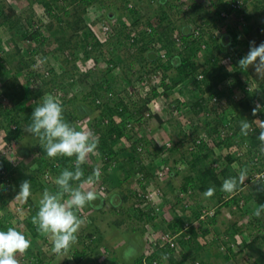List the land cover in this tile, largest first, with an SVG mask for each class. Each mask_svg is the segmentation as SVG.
<instances>
[{
  "label": "trees",
  "instance_id": "obj_1",
  "mask_svg": "<svg viewBox=\"0 0 264 264\" xmlns=\"http://www.w3.org/2000/svg\"><path fill=\"white\" fill-rule=\"evenodd\" d=\"M28 1L29 5L26 6V11L23 8L22 11H18L19 1L6 0L7 3H0V25L13 30L17 28V32H15L17 38H14L13 33L11 40L3 41L0 44V50L2 51L0 60L7 57L6 50L3 47L8 46L9 43L12 44L15 51L12 57L16 58L13 63L10 61L11 69H6L2 73L4 76L0 83V115H3V121H0V125L6 126V124L13 123L16 128L13 139L17 142H22L24 139L28 152L30 151L28 160L20 159L16 163L12 159L11 153L4 154L0 151V231H7L9 227H16L13 223V219H15L17 223L23 222L26 225L32 237L39 235L41 232H38L36 226L32 223V218L39 208V199L31 195L26 201L22 198H16L20 184L25 180L30 181L31 193L37 186L55 192L57 190L55 189L56 186H50L49 180H45L46 171H50L52 178H56L58 173H61L65 168L71 169L73 167L74 157L57 156L50 158L46 156L44 148L40 147V140L25 131L24 126L31 123L32 112L42 102L43 95L50 94L56 98L63 107V119L70 125L75 126L77 130L87 131V129H82L81 124L85 122L89 124L90 132H93L98 140L96 151L105 156L106 159L100 166L104 174H108L106 172L112 169L110 163L113 160H117L118 164L123 167L129 163L130 166L122 174L124 181H131L133 174L140 170H145L144 176L148 177L152 171L151 169L158 165L159 159L164 158L161 156L162 153L168 154L164 158L166 160L173 153L178 152V147L173 142L169 146L159 144L157 139L149 140L147 142H150L151 149L148 150L152 154V158L149 163L144 164L136 158L138 152L134 145L133 147L128 146L129 148L114 149L115 143L122 136L127 135L124 129L125 120H129L133 115H138L135 120L140 124L144 121L154 120L157 121L156 126H160L159 123L162 122L160 115L157 113H153L151 116L144 114L147 103L152 97L160 94L167 99V92L171 91L172 93L173 89L176 88L187 95V100L184 101L181 97L175 95L176 97L166 101L169 106L172 102L178 107L186 106L185 104L189 103L190 111L198 116L201 111L208 114L211 110L210 104L221 105L227 102L230 103L228 111L231 110L234 120L241 119L253 122L257 119L264 121V115H252V109L257 105L256 101L252 99L254 96H259L260 103H262L259 111L264 109V79L259 78L251 67L241 69L238 65L239 59L247 54L248 51L245 47H249L250 41H255L257 45L264 42V19L258 24L259 31L255 32L254 27L258 22L252 21L251 16L257 15L259 12L246 13L247 1L230 18H226L221 14L222 10L227 9L224 0H181V2L176 0H136L132 8H127L129 0H40V11H37L35 7V1L38 0ZM116 2L119 3L116 5ZM261 2L264 3V0H261ZM149 3L151 6L157 7V18L144 21L146 28L149 27L150 29L139 32L142 39V44L139 46H136L133 41L131 43L126 41L134 35V29H130L133 24L129 27L119 17L109 22L105 21V15L109 12H115L116 15L130 10L132 13H138L141 4L148 5ZM165 4H168L170 9L175 8L176 17L174 19H171ZM79 6L82 8L80 9ZM90 10L98 13V21L109 25L108 30L97 33L98 31L87 24ZM236 15H241V17L238 18ZM225 19L231 20V24L223 28V26H226L223 24ZM95 20L96 18L93 16V23H95ZM136 21L133 20L132 22L136 23ZM241 23L247 24L251 30L249 34L244 36L240 29ZM44 30L50 33L51 39L57 44L49 51L43 47L44 42L48 40V35L45 34ZM100 30L101 27H99ZM175 33H180L182 44L181 50L177 52L170 49L171 46L175 45V40L173 41ZM19 39L25 42L26 45L18 43L17 40ZM75 39L77 40L74 42ZM31 41L35 42V47L29 45ZM23 46H30L31 57L29 59H24L23 54L20 53ZM78 49H82L85 59L89 56L93 58V65L88 66L84 71L78 67L79 65L76 62L79 58ZM54 50L60 53L61 65L58 63L57 66L51 65L50 68L45 69V66L41 65L38 59L35 60L33 56L35 53L42 52L39 54L42 60H46L47 57L45 56L48 55V52H54ZM163 50H165L167 59L161 57ZM197 50H203L204 54L207 53L205 56L207 62L196 60L195 51ZM51 55L53 56V53ZM51 55L49 61L52 64ZM101 55L105 57L107 55L106 58L103 57L106 64H108V68L105 67L106 69L94 66L96 63H100ZM114 68H118L116 72ZM23 69L29 72L24 83L21 81L22 79H19V72ZM47 69L48 72L46 73ZM149 71H161L162 91H158L156 85L152 84L151 89L145 96H141L139 100H130L129 98L133 95L129 93L128 87L135 80L144 78ZM32 80L35 82L32 83ZM251 83L258 86L259 89H257L260 93L250 92L248 85ZM109 92L111 93L109 94ZM214 96L217 98L216 102L213 100ZM81 103L87 108L85 109V111H88L87 113L77 112V105ZM226 111L224 112L226 113ZM92 113L96 114L91 115ZM86 117L87 120H84ZM201 120L204 121V119ZM215 121L211 125L205 121L202 125L203 130H214L219 123L218 119H215ZM176 123V126L180 125L178 120ZM255 123L253 122V124ZM199 128L200 126H196L190 132L180 129L179 135L181 137L178 143L181 142L184 146L180 156L186 162L185 169L182 170L186 173V177L183 178L179 189L188 191L189 187L195 186L199 192L204 193L208 188L214 187L215 193L209 198L215 199L216 210L213 214L208 212L210 208L215 207L211 203H204L206 199L200 202V204H203V208L202 205L200 206L201 210L194 208L191 204L185 206V203L181 202L180 207H189L190 214L188 217L194 220L198 218L200 211L207 210L208 227L202 228L200 225L190 224L179 239L181 246L179 252H176L173 258L170 255V264H181L183 262L186 264H207L209 255L221 256L226 260H235L239 254H242L238 248H244L249 243L257 245L261 243V239L264 240V234L261 237H258V233L252 236V232L255 229L258 230V226L243 218L245 212L242 205L239 204L237 208L242 210V214L237 212L233 216L234 218L229 219L226 229L224 228V235L218 237L219 230L218 228L214 230V228L219 222L220 205L232 207L234 203H238V198L234 196L225 200L221 197L223 195L220 190L221 185L224 179L237 176V166L233 167L232 165L234 159L232 154L227 156L228 161L226 164L221 163L218 165L220 157L215 156L212 158L210 153L204 150L207 147V142L202 136L203 133L198 134ZM22 131L25 133L23 137H21ZM238 131H240V127H235L234 132ZM254 131V134L251 131L247 136L241 135L242 140L248 141L246 146L248 153H250L251 148L257 149L259 147L260 149L257 126H254ZM221 141L227 145L231 144L232 141L233 144L238 143L243 146L242 142L233 141L231 135ZM38 142L40 145L37 146ZM144 142L146 141L144 140ZM37 151L41 155H35ZM259 155L261 160H258L260 161L256 162L255 159L254 163L251 160H248L247 164L245 163V167L248 170L251 168V172L264 168V155L261 152H259ZM248 158L252 159L251 157ZM34 161H38V163ZM93 162L87 161L82 165L86 177L91 175L94 168L98 167ZM248 164L249 167H247ZM103 182L105 188H110L105 180ZM240 187L241 185H238V189ZM255 193L257 198L252 201L251 194L245 196L247 206H250V203L254 201L263 204L264 192L255 190L253 194ZM126 196L124 194V197ZM202 198L203 196H201ZM9 202H12L13 205L27 207L26 215L17 218L16 212H9ZM77 214L79 215V212ZM144 214L148 217L147 220L145 219L146 222H152L155 226H162L160 225L163 222L162 219L166 220L161 218L159 223L153 220L154 216L149 211ZM185 222L186 217L174 215L172 220L166 224V228L170 231L180 230ZM209 229L214 231L207 235ZM79 235L83 238L82 233ZM87 235L94 242L93 246L89 247L87 240L85 242L82 240L84 245L81 249L73 248L71 254L76 263L81 262L80 259L83 256L91 257L92 253L99 247V238L97 237L96 240L98 241L96 242L95 237H92L93 234ZM240 238H243L242 242H239ZM256 241H260V243ZM213 244L220 245L222 249L218 246L216 251L211 252L208 249L207 254L203 252L204 248H211ZM235 245H237V249H235ZM37 252L33 251L31 247L25 252V256L31 258L28 261L29 264H38L35 263L38 261L41 264H49L48 262L51 259L47 258L46 255L42 256L41 252H39L40 254ZM107 252L106 249L98 260L94 257L96 259L94 264H102L103 260L111 264L109 261L111 259L106 257ZM36 255H40V259ZM243 256L244 260H251L250 264L251 262L257 264L258 257L251 259L247 253H243ZM68 262L69 260L64 258L61 263L68 264ZM130 264H141L139 257Z\"/></svg>",
  "mask_w": 264,
  "mask_h": 264
},
{
  "label": "rangeland",
  "instance_id": "obj_2",
  "mask_svg": "<svg viewBox=\"0 0 264 264\" xmlns=\"http://www.w3.org/2000/svg\"><path fill=\"white\" fill-rule=\"evenodd\" d=\"M15 1H19V4L17 6L18 11H22V8L25 9L24 11L27 10L26 8L29 5L28 0H15ZM176 1L181 2V0H176ZM246 1H247L246 2L247 3V9H246L247 12L246 13H249V14L250 13H256V12L260 13V14L258 13L257 15L254 14L253 16H251L252 21L254 20V21L258 22L257 25L254 27V30H256L255 32H257L260 29L258 24L260 22H262L264 19V3L261 2V0H246ZM135 2H136V0H129L127 2V5H128V3H132L133 5H135ZM0 3H7V2H6V0L5 1L0 0ZM118 3L116 2V5ZM73 4H76V3H73ZM40 6H41L40 0L35 1V7H36L37 11L41 10V9H39ZM79 7H80V9L82 8L81 6H79ZM156 8L157 7L156 6L154 7V5L151 6L150 3L148 5L141 4V6L138 10V13H132L130 10L129 12L125 11L123 13L120 12V14L117 13V15H118L117 17L122 19L123 22L125 23V25H127V26L132 23V20H134V21L137 20L136 23L133 22V24H136L137 26L139 24L138 22H141V21H142L141 24L144 25L145 24L144 21H147V20L152 19V18H157ZM165 8L168 9L171 19L172 18L174 19L176 17L175 12H174L175 8L173 7L172 9H170L168 4H165ZM89 14H88L89 19H87V24H90L95 29V31H98L97 33H99V32L102 33V30L99 31V25H101V24L97 18L98 13H96L93 10L92 11L90 10ZM93 16L97 20V21L95 20V23H93ZM134 16H136V17H134ZM240 17H241V15H240ZM240 17H238V18H240ZM91 19H92V22H91ZM138 19H140V20L138 21ZM239 20H241V19H239ZM223 24L226 25V26H223V28H225V27H227V25L229 26L231 24V20L225 19V21H223ZM134 28H136V27H134ZM240 29L244 33V36H245V34H249L251 32V30L248 28L247 24H245V23L240 24ZM15 32H17V28H14V30H13V29L6 28V26H4V25H0V44L3 41L11 40V37L13 35H14V38H17ZM243 33H241V34H243ZM45 34L48 35V40H46L44 42L43 47L47 48V50L49 51L51 48L55 47L57 44L53 41V39H51L52 37L47 30L45 31ZM76 38H77V36H76ZM76 40L77 39H75L74 42ZM17 41H18V43L20 42V43H23L24 45H26L25 42L21 41V39H19ZM126 41H127V43L130 42L129 39L128 40L126 39ZM173 41H174V38H173ZM47 42H49V43H47ZM133 42L135 43L136 46L141 45L142 44L141 36ZM39 44H40V42L38 43V45ZM29 45L31 47L36 46L35 42H32V41L30 42ZM30 46L21 47L20 53L24 54V56H23L24 59H29V57H31V52L29 51ZM157 47H158V45H157ZM6 48H5V46L3 47V49L6 50V56L8 59V57H10V55H7L9 49L7 46H6ZM181 48H182V44H181V42H178V41H175V45L170 47V49H173L172 50L173 52H177L178 50H181ZM245 48L247 51H249V47H245ZM157 49H159V48H157ZM163 51H165V50H163ZM1 52L2 51L0 50V54H1ZM11 52L14 54L15 53L14 49L11 50ZM39 53H42V52L35 53L33 56H34L35 60L38 59V61H40L41 65L45 66V69L47 67H51V65L57 66V64L60 63V58H59L60 53L57 50L54 53L52 52L53 56L51 55V53L50 54L48 53V55L45 56V57H47L46 60H42V57ZM206 54H204L203 50H197V51H195V58H197L196 59L197 61L201 60L202 62H207V59L205 57ZM50 55L52 56V64L49 61ZM78 57H80V58H78V61H76V62L79 65L78 67L81 68V70L84 71L85 69L88 68V66L93 65L92 56H89L87 59H85L82 49L79 50ZM7 59L2 58V60H0V83H1V79L4 76V74H2V73L5 72L6 69L7 70L11 69V66H10L11 62ZM13 59H15L14 61H16V58H13ZM10 60L12 61V58H10ZM60 65H61V63H60ZM99 66L102 67L101 69H103V67L108 68L107 67L108 64H106L105 66H103V65H99ZM117 69L118 68H114V71L116 72ZM28 74H29V72L27 70H24V69L21 70L19 72V79H22L21 81L23 83L26 82V77ZM33 81L34 80H32V83H33ZM152 84L153 83L146 84L148 86L143 89L142 94L139 91H136L137 93L131 94L133 96L129 99L133 100V101L139 100L141 96H145L147 94V92L151 89ZM30 86H31V84H30ZM27 89H28V84H27ZM257 92H259V90H257L255 93L257 94ZM110 93L111 92H109V94ZM167 93H168L167 99L164 96H161L160 94L158 96L152 97V99H150L148 101L147 108L144 111V114L149 113V116H151V114H153V113H157L158 115H160V118L162 120L161 124L159 123L160 126H158V125L156 126L157 121L152 122V120L149 122L144 121L142 124H140L139 122H136V120H135L136 118H138L137 117L138 115H133L132 118H129V120H125V124H127V123L130 124L129 127H127V130H128L127 135L122 136L114 145L115 150H119L120 148H127L128 146L133 147V145H134L136 147V151L138 152L136 158L140 159V163L146 164V163H149V161H151V158H152V154L149 153V150H148V149H151V145H150V142L148 143L147 141L156 139V136H157V137H160V139L157 138V140L159 141V144H162V142H161L162 140L168 139L170 141V143L173 142L174 145H176V147H178V150H177L178 152L173 153V155L169 158L170 160H172L173 166H172V170L170 171V173L166 174L167 176L165 174H164L165 175L164 177H163V175L156 176L157 170H156V166H155L154 168L151 169L152 171H151L150 175L149 176L146 175L148 177L144 176L145 170L144 171L140 170L139 172L136 171L133 174L131 181H124L122 174L125 172L126 168L130 166L129 163L123 167V166L119 165L117 160H116L117 163L114 166H115V168H117V170L114 169L112 174H104L102 172V168H100V166H102L103 162L106 160L105 156L99 154L95 150V152L92 154H89V156L87 158V161H90V162L94 161L95 165H97L101 169L102 176H101V179L99 182H101L103 184L104 183L103 181L105 180L106 184L108 185V187H110L109 189L112 192H110V191L108 192V189H107V192H105L107 194H104V192H99V198L88 204L90 206L88 208H90L91 210H89V214L87 213V215H90V213H91V215H92L91 218H94V220L92 219V221L90 223H84V225H82V227L80 228V230L78 232V238L80 240H84V242H85V240H87L89 247H92L94 242L91 241V237L87 234L91 233L93 235H96V238H94L95 240L97 239V237L101 238V241L99 242V246H102L103 248L108 250L106 257L111 259V260H109L111 264H116L115 262L119 261V259H120L119 257H121L122 253L125 252L127 249L132 248L136 251V245L133 241H131V243H129L128 244L129 246L127 247V244H121L120 240L121 239L126 240L127 235H125V234H127V232H126L127 229H129V231L132 229H135V230L140 229V231H142V229H145L143 223L146 222L148 217L144 213L149 211L154 216L153 220L158 221L159 223L161 222L160 221L161 218L166 219V220L162 219L163 222L160 223V225H162V226H158V225L155 226L152 224V222L150 223V225L157 231L161 230L160 227H166L165 223H167V221H169V220L171 221V219L173 218L174 215H177L179 217H181L183 215L182 207H180L181 202L177 203L180 199L178 198V200L176 201L175 196H174V190L181 185V183L183 182V178L186 177V173L182 171L185 169V165H186L185 163L186 162L180 156V152H182L184 146H183V144H181V142L178 143V140L181 137V135H179L180 129H183V130L185 129V131L190 132L194 129V127L200 126V128L198 130V134L199 133L204 134L206 131L203 130L204 128H202V125H204L205 121L207 124L211 125L214 122H216L215 119H218L219 124H220V120L221 121L226 120V117L228 119V115L231 114L228 111V105L230 103L226 102V104L222 103L221 105L220 104H218V105L217 104H210L211 110L209 111L208 114H206V112L201 111V112H199V115L196 116L195 114H193L190 111L188 102H187L188 104H185L186 106L182 105L180 107H178L173 102H172L171 106L167 105L166 101L176 97L175 95L181 97V99L185 101V99L187 98L186 94L181 93L176 88L173 89L172 93H171V91L167 92ZM233 97H235V96H233ZM255 97L256 96H254L252 98L253 101H255ZM257 99L259 100V96L257 97ZM77 109H78L77 112L78 111H80L81 113H84V112L87 113L88 112V111H85V109H87V108L82 103L77 105ZM226 109H227V112L225 113L224 111H226ZM224 113L226 114V116ZM94 114H96V113H92L91 115H94ZM2 119H3V115H0V121H3ZM201 119H204V121L202 122ZM84 120H87V117L84 118ZM177 120H178V124H180V125L176 126ZM241 121H242L241 119H239V120L235 119L233 121V124L232 125L230 124V126L233 128L240 127ZM253 121H255V120H253ZM13 125H14L13 123L6 124V126L0 125V151H1V153H4V154H7V152H8V154L11 153L12 154L11 157L16 163V161L19 162L20 159H24V160L27 159L28 160L30 151L28 152L26 150L27 145L24 143V139L22 142H17L15 139H13L14 134H15V129H16V128L12 127ZM88 125L89 124H87V122H85L84 124H81V126L83 127L82 129H87V131H91V129H90V127H88ZM254 126H257V125L253 124V128H252V130H250L249 133H251V131H252V133L254 134V132H255ZM24 127L26 129L27 126H24ZM132 129L136 133V139L131 137ZM155 134H156V136H154ZM23 135H25V133H23V131H22L21 137H23ZM144 140L146 142H144ZM19 141H21V140H19ZM137 141H138V143H137ZM230 143L231 144H229V145L224 144V143L222 145L220 143H215V145H216L215 146L212 144L210 145L207 142L206 146L207 147L209 146V147L204 148V150L209 152L212 158H214L215 156L220 157L221 161L220 160L218 161L220 164L221 163L226 164V162L228 161L227 156L230 154L234 155V153H235V150H232L233 149L232 146H234L232 141ZM38 145H40L39 142L37 143V146ZM185 146H186V143H185ZM40 147L43 148V146H40ZM228 148H230V150H227ZM37 153H38V155L39 154L41 155V153L39 151L35 152V154H37ZM162 155H164V154L162 153ZM167 155L168 154L166 153L164 157H166ZM46 156H47V154H46ZM92 157H94L93 160H92ZM248 157L252 158V156L245 155V158L242 160V164H244V166H245V163L246 164L248 163L247 162L248 160H251L254 163L253 158L250 159ZM136 158H135V161H136ZM258 161H260V160H258V158H257L256 162H258ZM119 163H120V161H119ZM247 167H249V164ZM119 169H120V171H119ZM135 175H137V176L134 177ZM231 177H234V176H231ZM52 181H53V179H52ZM99 182H98V184H99ZM52 184H54V183H52ZM252 184L253 183H250V184H248V186H243L241 189L238 190L237 193L242 195L240 197H242L244 199L245 196H247L248 194H251L252 195L251 201L253 199L257 198L256 193L253 194V192L257 189L254 186H252ZM103 185L105 186V183ZM84 187L85 188L91 187L92 190H94V191L97 190V188H95L96 184L94 186L85 185ZM37 188H38V186L35 188V190H33V193L35 194V196L37 198H40L41 196L38 195L39 191H36ZM152 189L155 190V193L153 194L152 199L151 200L150 199H145V200L142 199L143 198L142 194H146V193L150 192ZM189 189L191 190V192L189 193V195L185 194L184 197H186V195L188 196V202H190V204L194 208L201 210L200 206L202 205V208H203V204H200V202L203 199H206V200H204V203L205 202L207 204L211 203V205L215 204L214 198H212V199H210L209 197L205 198L202 195L203 193L199 192L195 186H191V187H189ZM43 191H44V189H43ZM40 192H41V190H40ZM222 193H223V195H221L222 198H224L226 195L229 196V194H226L224 192H222ZM124 194H126L127 196L124 197ZM31 196L34 197V195L32 193H31ZM201 196H203L202 199H201ZM237 198H239V196ZM14 206L15 205H13L12 202H9V205H8L9 212H12V213L14 212ZM161 206L163 209L164 208L168 209V211L170 209H172L174 212V214L172 213V217L170 216L171 212L170 213L167 212V213L160 216L158 214V212L161 211V208H160ZM232 208L234 209L235 214H237V212L238 213L242 212V210L238 209L237 206L235 207L233 205ZM85 209H86V206L84 207V210ZM210 210L212 211V208H210L208 211H210ZM243 210H245V209L243 208ZM92 211H94V213ZM24 214H26V213L24 212V213H21L20 215L22 216ZM219 214H220L219 219H218L219 222L217 223V226L215 225L219 230L217 233L218 237L224 235L225 229H226L227 224H228V219H229L227 216L226 210L225 211L220 210ZM252 216L254 217L255 215L252 214ZM16 217L20 218V216H18V215H16ZM243 218L246 219V215L243 214ZM255 218L256 219L258 218L255 221H258L261 219V218L259 219V217H256V216H255ZM13 220H14L13 221L14 225H16V227H14V228H16L18 231H20L23 235H25V237L30 241L31 235L29 234V231H28L26 225L23 222L17 223L15 221V219H13ZM145 225H148V224L145 223ZM256 232L257 231L254 230L252 232V234L253 233L255 234ZM81 233L83 234V238H81L82 236L79 235ZM261 234L259 235V237H261ZM261 240L263 241V239H261ZM118 242H120L119 245L117 244ZM50 243H51L50 237L47 234H45L44 240L42 242V246L43 247H49L50 246V248H52V244H50ZM218 246L221 247L220 245H217V244L214 245L213 244V246L211 248H208V247L204 248L203 252L207 254L208 249H210L209 251H211V252L216 251ZM103 248H101L100 250H102ZM34 249L37 250L38 248L34 247ZM221 249H222V247H221ZM235 249H237V248H235ZM96 250H98V247L96 248ZM37 251L39 252V250H37ZM162 251H164V252H161V255H162L161 264H166V263L170 264V260H169L170 255L173 258L172 252L168 253V249H167V251H165V249H163ZM258 251H259V249L255 250V257L256 258L258 257V253H259ZM40 252H41V250H40ZM136 252H135V254H136ZM63 255H65V254H63ZM101 255H102V253H101ZM62 257H64V256H62ZM91 257H93V255ZM241 257H236L235 260L234 259L230 260L229 264H233V263L234 264H250L251 260L250 261H248L246 259L244 260V256H243V258H241ZM61 258H59V259H61ZM89 259H90V257H87L86 260H84V262H87V264L91 263V262H89ZM207 259H208L207 264H216L217 262L224 264L223 263L224 258L221 256L215 257L213 255H209L207 257ZM74 262H71V264H77L75 260H74ZM95 262H96V260H94V263ZM184 264H186V263H184ZM225 264H228V263L226 262ZM251 264H253V263L251 262Z\"/></svg>",
  "mask_w": 264,
  "mask_h": 264
},
{
  "label": "clouds",
  "instance_id": "obj_3",
  "mask_svg": "<svg viewBox=\"0 0 264 264\" xmlns=\"http://www.w3.org/2000/svg\"><path fill=\"white\" fill-rule=\"evenodd\" d=\"M127 8H129L128 5ZM109 13L105 15V21L109 22L117 19L116 14L113 13L112 15L109 16ZM100 24L102 25L103 23L100 22ZM131 24H133V22ZM101 25H99V27H101ZM130 25L128 26L130 27ZM145 25L146 23L144 25L139 23L138 26L136 24L131 25L130 29H134L133 30L134 35L132 36L133 40L129 39L130 43L140 37L139 32L141 30L146 29L147 31ZM79 50L80 49H78V51ZM104 55H101L102 59L99 61L100 63L95 62L96 64L94 66L99 67L101 63L103 66L106 65L105 58L107 57V55L106 57ZM238 65L241 69H248L251 67L259 78L264 79V42H261L259 45H257L255 41H250L249 51L245 56L239 59ZM48 69L45 71L46 73L48 72ZM257 97L258 96L255 97V101H259L260 103L261 100L260 98L258 100ZM41 101L42 102L34 108L30 118L31 123L26 127L25 131L29 135H33L40 140L41 146H43L48 157L54 158L57 156H66L70 158L71 157L75 158L73 161V167L71 169L65 168L55 178L54 184L57 190L55 192H50L47 189L43 191L42 197L39 200L38 211L36 215L33 216L32 218V223L33 225L36 226L37 231L47 234L50 237L52 244V248H51L52 253L59 255L66 252L73 244L77 242V238H78L77 234L80 228L82 227V225H84V223H90L89 217L85 213V210H83L82 208H84L87 204L97 200L99 198V192H104V194H107L105 193L107 192V189L108 192L109 191L112 192V191L109 188H105V191H99L97 186L95 187L97 188L96 191L92 190L91 187L88 188L84 187L85 185L94 186L95 184L96 185L102 184L101 182H99L102 176L99 167L94 168L91 175H88L86 178L82 169V165L87 162V158L89 154L94 153L98 147V140L95 138V135L90 131L77 130L75 126L65 122L62 115L63 107L52 95L50 94L43 95ZM261 104L262 103H260V105L257 104L252 109L253 116L255 115L258 116V113L260 114V116L264 115V110L263 112L259 111L262 107ZM145 115H149V113H146ZM233 119H234L233 114H230L228 115V119L221 121L220 124L219 123L217 124V126L222 125L224 126V128H227L229 131H231V134H228L223 138H220L219 135H217L216 137L214 136V143H220L222 145L223 142L221 140L231 135L233 141L242 142L243 144V146H240V144L234 143L233 144L234 146H232L233 147L232 150H235V148L241 149L243 151V155L242 157L240 156L238 157L236 153H234L233 155L234 159L232 165L233 167L237 166L236 167L237 176L224 179L220 190L226 194H229V196L226 195L223 198L224 200L229 197L234 196L237 198L239 196L238 203H235L233 205L235 207L238 204L242 205V209L243 208L245 209L244 211L246 215V220L247 221L250 220L252 224L256 225L257 223H260L261 225L262 222H264V204H260L254 201L250 203V206L249 205L247 206L245 198L243 199L242 197H240L242 195L238 194L237 192L239 190L238 185H241L240 187L241 189L243 186H248V184H250V183L244 184L245 181L248 179V174L252 173L251 168L248 170L244 166V164H242V160L245 158V155L252 156L253 160H255L254 159V155H255L257 160V158L260 159L259 152H261L262 155L264 154V121L261 120L253 121V122H257V128L259 130V135L257 138L259 141L258 146H260V149L259 147L257 149L251 148L250 153H248L246 151V146L248 144V141L242 140L241 135L247 136L249 134V131L252 130L253 122L242 120L240 124V131L235 133L234 132L235 128L230 126V124L231 125L233 124L234 121ZM152 122H154V120H152ZM225 123L227 124L225 125ZM124 129L126 130V132H128L126 128ZM154 136H156V134ZM131 137L136 139V133L135 131H133V129L131 131ZM157 138L160 139V137L156 136V139ZM165 140L168 139L162 140L161 141L162 144H166ZM171 145L172 144L170 143L169 146ZM227 150H230V148H228ZM161 156L164 157L165 154L164 155L161 154ZM35 163H38V161ZM116 163H117L116 160H113L110 163L111 164L110 168L113 169ZM171 170L172 167L167 173L169 174ZM165 175H163V177ZM136 176L137 175H135L134 177ZM52 179L53 178L49 171V176L48 178L45 177V180H49V182L52 183ZM252 186H254L255 188L257 186V191L264 192V183H257V184L253 183ZM190 192H191L190 189L188 191H184L179 189V187H177L174 190L175 200L177 201L178 198L179 199L182 198L177 203L184 202V199H187L188 201V196L186 195V197H184V195L185 194L189 195ZM214 193H215V188L210 187L202 195L205 198H207V197H212ZM30 195H31V183L30 181L25 180L20 184L19 192L16 198H22L26 201L30 197ZM213 206L215 207L213 208L215 212L216 206L215 205ZM160 208L161 211L158 212L160 216L167 212L169 213L171 212L170 216L172 217V213H173L172 209L168 211V209L165 208L163 209L162 206ZM224 208L225 206L220 205V210L225 211ZM202 211H200V213ZM78 212L79 215L77 214ZM182 213H183V215L181 214L182 216L186 218L188 217L187 213L185 212V207H182ZM252 214H254L256 217H259V219L260 218L261 219L255 221L258 218L256 219L255 216L254 217L252 216ZM228 218H231L230 215L228 216ZM207 219L208 218L205 216V218L201 220V223L199 225L202 226V228L203 227L206 228V226L208 227ZM168 222H170V220L167 221V223ZM145 223L148 225H145ZM145 223H143L145 229H142V231H140L142 233V242L144 238H147L148 235H150L149 227L154 229L150 225L151 222L148 223L145 222ZM167 223H165V225ZM166 227H160V229L169 230ZM216 229L217 227L215 226L214 230ZM257 229L258 230L255 229V231L257 232L255 234L253 233L252 236H255L257 233H258V237L261 233L264 234V232L262 231V229H260V227H258ZM209 230L210 231L207 232V235H209L211 232L214 231L213 229H209ZM176 231L171 230V232H176ZM183 232L181 234H183ZM181 234L178 235L179 239L181 238ZM92 237L96 238V235H93ZM242 240L243 238H240L239 242H242ZM97 241L98 240H96V242ZM29 247H30V241L25 237V235H23L16 228L9 227L7 231H0V264H19V261L16 259L15 254L16 253L24 254L29 249ZM235 248H237V246H235ZM104 249L101 250L102 251L101 253L106 251V249L105 250ZM163 249H165V251H167L168 249V253L172 252L173 256L175 257L176 254L174 250L172 251V248L164 246L157 249L155 252V254L159 257L160 260H162L161 252H164L162 251ZM263 252L264 250L262 249V256L264 257ZM141 254L142 252L139 254L138 256L139 258ZM123 255L125 259H129L135 255V250L129 248L124 252ZM64 258H67L68 260L70 259L72 260V262H74V258L72 257V254H66ZM64 258H62L61 260H63ZM24 259L27 260L26 262L28 264L30 263L28 262V258H24Z\"/></svg>",
  "mask_w": 264,
  "mask_h": 264
},
{
  "label": "built area",
  "instance_id": "obj_4",
  "mask_svg": "<svg viewBox=\"0 0 264 264\" xmlns=\"http://www.w3.org/2000/svg\"><path fill=\"white\" fill-rule=\"evenodd\" d=\"M227 4V9L226 10H222L221 14L224 15L226 18H230L232 17L234 14H236V12L241 8L242 4L244 2H246V0H224ZM133 4L132 3H128V7H132ZM1 13V10H0ZM237 16V15H236ZM238 17H240V15H238ZM109 29V25L107 24H102L101 25V30L102 31H106ZM150 28L148 27L147 30H149ZM180 33H175L174 35V40L181 42L180 39ZM130 40H133V38L131 37ZM161 57L164 59H167V55L165 53V51L161 52ZM229 58V57H228ZM155 84L156 85V89L158 91H162V85H161V71H149L148 73H146V75L144 76V78L142 79H137L132 83V87L129 86L128 90L130 94H135L137 93L136 91H139L141 94L143 92V89L146 88L148 85L146 84ZM258 86L255 83H251L248 85V89L250 90V92H255L258 89ZM216 97H213V100L216 102ZM257 104L260 105L259 101H256ZM215 104V103H213ZM230 113L231 110H230ZM258 116H260V114L258 113ZM227 123H225L226 125ZM129 123L125 124V128L127 129V127H129ZM15 127V126H12ZM227 128H224V126H216L214 130H210V131H206L204 134H202V136H204V140L207 141L210 145H215L214 143V136L216 137L217 135L220 136V138H223L225 136H227L228 134H231V131H227ZM167 145H170L169 141H165ZM235 153L236 155L239 157H242L243 155V151L241 149H237L235 148ZM254 159H256V156L254 155ZM221 161V160H220ZM217 164V163H216ZM220 163L218 162V165ZM172 161L170 159H159V163L156 166V176L158 175H164L166 174L170 168L172 167ZM49 176V171H46L45 173V177L48 178ZM264 183V168L259 169V170H255L254 172L248 174V179L245 181L244 184L246 183ZM99 191H105V187L104 185L100 184V185H96ZM155 193V190L152 189L150 192L146 193V194H142L143 198L142 199H152L153 194ZM143 200V201H144ZM184 203L185 206L189 205V202L187 201V199H184ZM27 207H23L21 205H15L14 206V212L17 213L18 216L23 217L24 215H20L21 213H26L27 211ZM19 211V212H18ZM207 211V210H206ZM206 211H202L201 213H199L198 218L197 219H192L187 217L186 218V222L184 224V226L176 231V232H171L170 230H160V231H155L154 229H152L151 227H149V232L150 235H148L147 238L143 239V252L140 256V262L141 264H161V260L159 259V257L155 254L156 250L167 246L170 247L174 250V252L178 253L181 246L179 243V238L178 235L181 234L184 230H186L190 224H194L195 226H199V224L201 223V220H203L205 218V216L207 215ZM185 212L187 213V215L189 216L190 214V209L189 207H185ZM211 214L214 213V209L212 208V211H208ZM258 227H260V229H262V231L264 232V222H262V224L260 225V223L256 224ZM264 253V252H263ZM264 255V254H263ZM72 260L69 259L68 264H71ZM21 264H28L26 262L25 259L21 260ZM102 264H108V262H106V260L102 261Z\"/></svg>",
  "mask_w": 264,
  "mask_h": 264
},
{
  "label": "crops",
  "instance_id": "obj_5",
  "mask_svg": "<svg viewBox=\"0 0 264 264\" xmlns=\"http://www.w3.org/2000/svg\"><path fill=\"white\" fill-rule=\"evenodd\" d=\"M2 37V36H1ZM6 41H8V40H6ZM8 53H7V55H10V57H12L14 54L11 52V50H13L14 48H13V46H12V44H8ZM51 50V49H50ZM53 51V50H52ZM56 50H54V52H55ZM53 52V53H54ZM49 54L50 53H52V52H48ZM13 54V55H12ZM23 56H24V54H23ZM10 57H8V59H7V57L5 58V59H7V60H9V61H11L10 60ZM14 60L15 59H13V57H12V63L14 62ZM264 110V109H263ZM263 110L261 111V112H263ZM257 123V122H256ZM255 123V124H256ZM252 128H253V124H252ZM260 144V143H259ZM27 151H28V148L26 149ZM264 155V154H263ZM116 165V164H115ZM114 169H116L117 170V168H115V166L113 167V169H110V170H108L107 171V173L108 174H112V172L114 171ZM119 171H120V169H119ZM60 173H58V175H59ZM57 175V176H58ZM56 176V177H57ZM85 178H86V176H85ZM54 181H55V178H53V181H52V183H54ZM51 183V184H52ZM50 184V186H53V187H55V184H52L51 185ZM40 190H41V192H40ZM45 190V189H44ZM48 190V189H47ZM36 191H39V193H38V195L39 196H41L42 197V193H43V189H41V188H37V190ZM51 191V190H50ZM33 195H34V197L36 198V199H41V197L40 198H37L36 196H35V194L34 193H32ZM264 204V203H263ZM255 206H257V205H255ZM88 207H90L88 204L86 205V209H85V213L87 214H89V210H91L90 208H88ZM83 210H84V208H82ZM227 212V216H229L230 215V217L231 218H234L233 216L235 215V211H234V209L232 208V207H230V206H226L225 208H224ZM95 211V210H94ZM94 211H92L93 213H94ZM97 211V210H96ZM94 215V214H93ZM88 217H89V220H90V222L92 221V219L94 220V218H91L92 217V215H91V213H90V215H87ZM96 217V216H95ZM230 219V218H229ZM229 219H228V221H229ZM231 220V219H230ZM126 232H127V234H125V235H127L126 236V240L125 239H121L120 240V242H121V244H127V247L129 246L128 244L129 243H131V241H133L134 243H135V245H136V254L133 256V257H131V258H129V259H125L124 258V252L122 253V256L121 257H119L120 259H119V261L118 262H116V264H130V263H132L135 259H137L138 258V256H139V254L141 253V252H143V242H142V233L140 232V229H132V230H130L129 231V229H127L126 230ZM44 236H45V234L44 233H40L39 235H36L35 237H32V236H30V247L32 248V250L33 251H37V250H39V252H40V250H41V255L42 256H44V255H46V257L47 258H50L51 260L48 262L49 264H61V262L63 261V260H61L62 258H64V257H62V256H65L66 254H71V252H72V250H74L73 248H79V249H81V247L84 245L83 244V242H82V240H80L79 238H77V242L75 243V244H73L66 252H64V253H62V254H59V255H57V254H54V253H52V251H51V248H50V246L49 247H43L42 246V242H43V240H44ZM80 241V242H79ZM101 241V238H99V242ZM245 242H247L246 240H244ZM120 242H118L117 244L119 245L120 244ZM124 242V243H123ZM132 242V243H133ZM257 243H260V241H256ZM51 244V243H50ZM238 244V243H237ZM235 246H237V245H235ZM34 247H36V248H38L37 250H35L34 249ZM42 247V248H41ZM40 248V249H39ZM102 248V246H99L98 247V250H96L95 251V253H92L93 254V257H90V259H89V262H91V263H88V264H94L93 262H94V260H96L94 257H96L97 258V260L100 258V255H101V252L102 251H99L100 249ZM241 252L240 253H242V254H239L237 257H241V258H243V253H247L248 255H249V257L251 258V259H255L256 257H255V250L256 249H259V253H258V259H257V264H264V257L262 256V249L264 250V240L263 241H261V243L260 244H257V245H253V243H249V244H247L244 248H238ZM105 250V249H104ZM39 252H37V253H39ZM40 254V253H39ZM63 254H65V255H63ZM15 256H16V259L19 261V264L21 263V260L22 259H24V258H28V261H30L31 260V258H29L28 256H25V253L24 254H20V253H16L15 254ZM37 257H39L38 259H40V255H36ZM214 256V255H213ZM62 257V258H61ZM88 256H83V258H81L80 260H81V262H79L78 261V263L77 264H87V262H84V260H86V258H87ZM59 258H61V259H59ZM35 262V261H34ZM230 263V260L228 259V260H223V263L225 264V263ZM35 263H38V264H41L40 263V261H38V262H35ZM185 263V262H184ZM184 263H181V264H184ZM167 264V263H166ZM217 264H222V263H217ZM234 264V263H233Z\"/></svg>",
  "mask_w": 264,
  "mask_h": 264
},
{
  "label": "water",
  "instance_id": "obj_6",
  "mask_svg": "<svg viewBox=\"0 0 264 264\" xmlns=\"http://www.w3.org/2000/svg\"><path fill=\"white\" fill-rule=\"evenodd\" d=\"M112 14H113V13H112V12H110V13H109V16H110V15H112Z\"/></svg>",
  "mask_w": 264,
  "mask_h": 264
},
{
  "label": "bare ground",
  "instance_id": "obj_7",
  "mask_svg": "<svg viewBox=\"0 0 264 264\" xmlns=\"http://www.w3.org/2000/svg\"><path fill=\"white\" fill-rule=\"evenodd\" d=\"M94 263V262H93Z\"/></svg>",
  "mask_w": 264,
  "mask_h": 264
}]
</instances>
